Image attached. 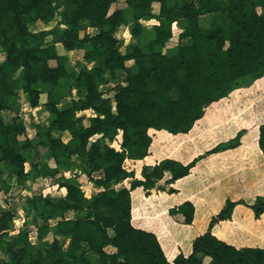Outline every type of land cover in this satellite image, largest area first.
Wrapping results in <instances>:
<instances>
[{"label": "trees", "instance_id": "obj_1", "mask_svg": "<svg viewBox=\"0 0 264 264\" xmlns=\"http://www.w3.org/2000/svg\"><path fill=\"white\" fill-rule=\"evenodd\" d=\"M118 1L0 0V49L5 54L0 112L14 111L22 93L32 106L43 104L48 112L35 138L26 135L19 114L10 120L0 116V194L10 191L14 178L24 187L28 181L51 178L63 193L43 190L27 200L24 211L32 216L36 240L24 225L11 236L9 257H0V264H264V194L228 198L207 230L193 239L191 251L172 259L155 232L133 223L138 192L147 197L178 193L176 181L190 175L202 158L236 149L250 137L264 156V119L251 108L246 118L253 120L254 133L242 128L188 162L174 157L144 162L154 133H189L209 108L264 76V0H125L127 7L111 11ZM56 14L61 20L54 27L32 29ZM208 14L216 20L203 25L201 18ZM150 19L158 23L148 37L142 20ZM130 22L133 41L123 51L116 32ZM175 22L181 27L178 42L167 48ZM58 44L84 49L91 66L69 70L70 60ZM119 70L126 73L123 81L112 97L105 96L101 86ZM73 89L82 96L69 100ZM43 93L46 100L41 102ZM87 109L95 114L78 115ZM64 131L71 133L69 141L57 135ZM32 151L37 154L26 170ZM61 167L80 168L101 190L87 197L80 180L64 175ZM166 172L171 176L161 183ZM168 213H181L191 224L196 207L186 199ZM13 219L0 202V233L12 228ZM222 221L241 224L227 239L213 231ZM251 233L259 238L252 239ZM61 238L69 240L66 248ZM108 246L116 250L108 251Z\"/></svg>", "mask_w": 264, "mask_h": 264}, {"label": "crops", "instance_id": "obj_2", "mask_svg": "<svg viewBox=\"0 0 264 264\" xmlns=\"http://www.w3.org/2000/svg\"><path fill=\"white\" fill-rule=\"evenodd\" d=\"M220 116L219 108H209L196 127L187 134L172 135L165 131H157L153 134L151 154L144 162L155 163L164 157H174L184 162L192 160L211 147L208 138H211V130L221 129L218 139L224 137L227 124L218 120ZM216 123L219 124L213 127ZM161 137L175 138L174 143L168 141L169 143L165 144L166 139ZM169 144L170 147H166ZM231 175L238 178L233 182L234 190L229 193L231 198L251 199L258 194H264V156L255 139L250 137L236 149L213 153L202 158L190 175L176 181L174 186L179 189L178 193L170 195L155 192L147 197L143 192H138L134 207L137 210L138 206L139 212L137 211L138 215L133 219L134 225L155 232L170 259L181 251L188 254L193 239L207 230L211 217L225 206L228 199L223 195L225 189H228L225 183ZM186 199L191 200L196 207L191 224L185 223L181 213L177 215L168 213L169 207ZM238 224L241 223L222 221L220 226H215L214 232L228 239ZM251 237L256 240L259 235L251 233ZM108 247L115 249L113 246Z\"/></svg>", "mask_w": 264, "mask_h": 264}, {"label": "rangeland", "instance_id": "obj_3", "mask_svg": "<svg viewBox=\"0 0 264 264\" xmlns=\"http://www.w3.org/2000/svg\"><path fill=\"white\" fill-rule=\"evenodd\" d=\"M118 7H127V4L125 0H119L118 2L114 3L111 7V11L115 10ZM153 10L155 12L159 11V3L155 2L153 4ZM258 10L260 12H263V9L261 6L258 7ZM61 20V16L59 14H56L54 19L51 20L48 23L38 22L35 25H33L32 29L34 31H39L43 29H50L56 25L57 22ZM216 17L214 15H205L201 18V23L203 25H207L208 23L215 21ZM142 23L149 29V32L144 34V36H152V30L154 24H157L158 22L155 19L150 20H142ZM133 23L130 22V24L122 25L118 28L116 32V36L121 39L122 45L121 49L123 51L126 50L127 44L133 41V37L131 34V29L133 27ZM173 30V38L168 42L167 48L173 47L178 42V34L181 32L180 25L175 22L172 25ZM96 30L93 28L89 29V32L94 33ZM186 42V41H185ZM58 51L60 53L66 54L70 60L69 63V70H78L80 66L82 65H89L85 58H84V49H74V50H66L62 44H58ZM5 54L0 49V62L4 59ZM52 64H55V61H51ZM128 65H132L133 61H129L127 63ZM126 73L123 70H119L115 77L111 79L109 82L104 83L101 86V90L105 94V96L112 97L115 94V87L118 83L122 82ZM25 94L22 93L20 104L17 106V108L14 111H1L0 116H2L5 120H10L15 114H19L25 123L26 126V135L30 138H35L37 135V132L39 130V126L47 121L48 112L45 110L43 104H39L38 106H32L28 101L25 100ZM82 96V93L77 92L76 89H73V91L69 95V100L74 98H79ZM41 102H44L46 100V94L43 93L40 96ZM217 108H219L221 112V116L219 118V121L227 124L226 127V133L223 135L224 137L221 139H218L220 137L219 134L221 132V129L216 130L215 128L211 130V138L210 139V148H213L214 146L218 145L220 142H224L228 140L229 138L233 137L237 131L241 130L242 128L249 129L251 132H255L256 128H254V124L252 119L246 118V113H248L251 108L258 111V118L263 120L264 119V76L262 78L257 79L250 85H242L241 87L235 89L231 94L229 98H226L224 101L220 102L219 105H215ZM223 111V112H222ZM93 109H87V110H81L78 112L79 116H92L94 115ZM244 114V115H242ZM259 121V120H258ZM211 122V121H210ZM220 123V122H219ZM219 123H216L214 126L218 125ZM57 135L61 136V138L64 141H69L72 137L71 133L69 131L59 132ZM95 138V137H94ZM166 139L164 142L165 144L172 142L174 143V139L172 137H161V139ZM169 141V142H168ZM171 144L167 145L166 147H170ZM37 150V149H36ZM39 150V149H38ZM42 152H45V148L41 147L40 149ZM216 153V152H215ZM253 153V152H252ZM37 154V151H32L29 159L27 160L25 167L26 170H30L34 163V158ZM218 156V155H216ZM52 164H54L53 161H51ZM64 175L67 177H77L80 182L82 183V188L85 192V195L87 197H92L94 194H96L100 188L94 186V184L89 180V177L81 172L82 170L80 168L76 167H61ZM94 176H100V172H95L93 174ZM171 175L169 172H166V175L164 177V180L166 178H169ZM237 176H230V179L225 183V187L228 189H225L224 196L227 198L230 197L229 193H231L234 188L232 187L233 182L237 181ZM162 180L161 182H163ZM122 186V183L117 184L115 187L120 188ZM43 190L51 191L52 195H61L63 194L60 190L57 189V185L55 181L51 178H45V179H39L37 181H28L27 185L21 186L16 182V179L14 178L12 181V186L10 191L7 194H0V202L3 204V206L9 210H11L14 214L13 219V226L11 229L8 230V232H1L0 233V243H1V250H0V257L2 259H7L9 257L10 248L12 247L11 242V236L18 233V231L26 225L29 228L30 231V239L32 241L36 240V227L34 225V222L32 220V216L26 217V212L24 211V204L27 202L29 198H31L34 194L43 192ZM243 197V195H240ZM137 211L139 212L138 206H136ZM72 215V213H71ZM221 222L217 223L216 225L220 226ZM215 225V226H216ZM209 226V225H208ZM214 226V228H215ZM208 228V227H207ZM213 228V231H214ZM49 239L52 240L53 236L52 234L49 235ZM68 239L61 238V243L63 244L64 248L68 245ZM108 251H113L116 249H113L112 247H107Z\"/></svg>", "mask_w": 264, "mask_h": 264}]
</instances>
